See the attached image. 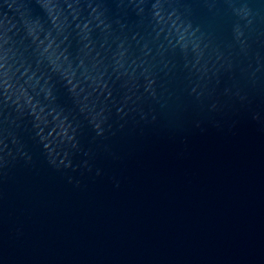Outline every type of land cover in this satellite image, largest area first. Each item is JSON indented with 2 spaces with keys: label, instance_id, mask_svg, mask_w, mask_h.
Returning a JSON list of instances; mask_svg holds the SVG:
<instances>
[{
  "label": "water",
  "instance_id": "water-1",
  "mask_svg": "<svg viewBox=\"0 0 264 264\" xmlns=\"http://www.w3.org/2000/svg\"><path fill=\"white\" fill-rule=\"evenodd\" d=\"M244 2L0 0V264H264Z\"/></svg>",
  "mask_w": 264,
  "mask_h": 264
},
{
  "label": "clouds",
  "instance_id": "clouds-1",
  "mask_svg": "<svg viewBox=\"0 0 264 264\" xmlns=\"http://www.w3.org/2000/svg\"><path fill=\"white\" fill-rule=\"evenodd\" d=\"M250 10L251 9L249 7V2L248 0H245V2L238 9H234L233 12H234V15H236L237 17H240L241 19H245L249 16ZM235 31L238 36L241 35L239 26L235 28Z\"/></svg>",
  "mask_w": 264,
  "mask_h": 264
}]
</instances>
